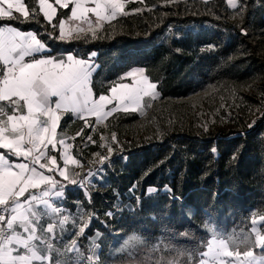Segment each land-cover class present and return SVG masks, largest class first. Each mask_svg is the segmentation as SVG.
I'll return each instance as SVG.
<instances>
[{"label":"trees","instance_id":"1","mask_svg":"<svg viewBox=\"0 0 264 264\" xmlns=\"http://www.w3.org/2000/svg\"><path fill=\"white\" fill-rule=\"evenodd\" d=\"M237 2L235 20L225 0H134L96 38L70 40L58 38L69 8H58L50 24L37 0H24L28 20L0 19L34 32L47 56L95 53L97 97L135 68L156 84L143 115L117 111L96 125L66 112L60 121L81 168L89 151L102 154L99 134L114 149L98 178L85 188L66 184L60 201L82 209L87 227L77 240L86 254L97 237L94 264H197L212 237L234 253L264 255V246L244 243L255 240L251 222L264 214V0ZM91 131L95 144L84 148Z\"/></svg>","mask_w":264,"mask_h":264},{"label":"crops","instance_id":"2","mask_svg":"<svg viewBox=\"0 0 264 264\" xmlns=\"http://www.w3.org/2000/svg\"><path fill=\"white\" fill-rule=\"evenodd\" d=\"M130 1L132 0H122L124 11L126 4ZM48 2L53 4L56 10V13L52 18L53 21L56 18L58 8L62 7L56 4L55 0H48ZM67 2L69 8L68 19H60V21H65V35L68 36V33L71 31V38L66 40L89 35V33L92 32L91 29L98 30L99 28H102L104 24L112 22L113 20L115 21V19L121 15V13H117L115 18H105L98 23L95 14L89 13L86 19L77 20L71 17V10L75 7V0H67ZM41 3L43 4L44 0H41ZM37 4H39V0H37ZM84 6L91 8L94 7L95 4L93 0H84ZM14 7L17 9L22 7L20 0H0V17L7 15ZM39 12L45 19L43 12ZM45 20L48 22L47 19ZM81 28L84 29L83 32L79 31ZM20 32L22 34L35 35L32 31ZM41 43L44 47L40 50L27 49L26 51L30 54L25 56L23 61L20 60L21 52L6 56L3 54L2 45H0V146H11V134L17 129H31L35 123L36 116L41 112L40 105L35 100L36 90L41 85L45 84L50 78L59 77L64 73L65 64L68 63L66 61L68 55L84 61L88 66L90 76L89 79L82 81L80 87L75 93L65 91L64 96L68 97L76 95L79 97L81 92L87 94L89 91H92L93 100L88 101L86 105L81 104L79 110H76L77 105L62 101L60 96L48 97L46 101L48 111L45 112V115L48 117L49 122L58 124V127L56 131V126H53L50 129H43V125H41V129L44 131V138L48 139L49 142L56 140L57 146L53 149L51 145H48L45 149V156L41 159L40 163L46 164L47 167L41 169L39 164L35 165V167L38 173L42 172L44 175L52 176V178L58 181V183L52 186L42 184L38 189L29 188L24 196L17 198L21 204V207L17 212H12L11 202H9L10 206L4 205L6 206L7 219H10L12 215L18 216V220L13 224L12 232L16 231L20 234L21 238L27 239L29 233L23 231L19 219L20 215H26L32 222V226L36 228V235L38 238L37 240L29 242L32 249L36 252L35 254H32L27 249H22V254L27 255V258L24 261H21L14 253V248L18 246L16 240H11L7 245L0 244V264H94L98 260L97 237H91L88 239V252L86 254L81 251L77 240V237L81 234H79V229L83 227L81 225L82 209L77 206L73 211H68L60 205V201L63 198L67 186L66 184L72 183L65 180L59 173V169H65L64 155L67 154L70 157L66 166V171L70 175L73 173L79 174L81 170V163L77 165L73 162L79 161L73 153L74 137L69 133L59 131V124H61L60 121L66 112L71 113L75 118L80 120L93 119V122L96 125H102L109 116L117 111H134L137 114L142 115L151 105L154 97L150 94L148 96H143L138 104L125 102L124 106L116 105L118 102L115 100L111 101L110 99L112 93L109 89L108 93L104 94L109 98L102 96L99 98V96L97 97L94 95L91 87L92 75L98 66L94 61L96 56L95 53H91L89 57L84 60L74 56L72 53L51 57L46 55L50 49L43 42ZM51 58L55 59V61H52ZM62 60L65 62L64 64L60 63ZM136 70L141 69L135 68L128 71L125 74V78L130 81L122 83L131 84L132 80L128 77V74ZM149 82L151 81L149 80ZM151 83L155 84L154 82ZM155 93H157L156 88ZM105 100L110 104L105 105L104 108L96 107V105L102 104ZM113 107L116 108L115 112L111 111ZM125 108L127 110H125ZM57 113L60 114V119H58ZM41 119H43V117H41ZM60 141H63V144H61ZM0 150L7 153L0 151V155L6 156L7 163L15 165L28 162V160L22 156H13L8 149L0 148ZM53 156L56 158L55 165L51 163V157ZM49 167L55 168L57 171H49ZM16 170L17 169L13 167V171ZM76 178L79 180L78 176H76ZM0 184H2V180H0ZM86 184L87 183L82 180L79 181L80 188L85 187ZM44 192H47L48 195L44 196ZM30 193L36 195V201L28 200ZM262 218H264V214L256 217L251 222V232L254 233L253 235L255 239L257 232L264 235V219ZM49 224L53 225V230L51 232L47 231ZM253 229H255V231H253ZM213 239L217 242L223 240L221 238L212 237L209 239L208 244ZM72 240L77 241L74 249H71ZM255 247L258 250L262 248L260 245H256ZM228 250L231 251L229 248ZM204 251H207V247ZM5 252L7 253L6 255L3 254ZM201 254L199 260L202 258L208 261V264H220V260H222L224 264H238V261L242 262L245 259L243 253L239 254L238 260L234 253L232 257L222 256L217 261H213L210 257H202ZM253 254L257 261L264 260V255L255 254L254 252ZM197 264H199V262Z\"/></svg>","mask_w":264,"mask_h":264},{"label":"snow or ice","instance_id":"3","mask_svg":"<svg viewBox=\"0 0 264 264\" xmlns=\"http://www.w3.org/2000/svg\"><path fill=\"white\" fill-rule=\"evenodd\" d=\"M95 6L94 7H85L84 0H75V7L71 10V17L73 19H86L89 13H94L97 22L104 20L105 18L113 19L117 15V13H124V4L122 0H93ZM22 7L20 9L12 8L7 15L0 17V19H13L22 17L24 20H28L30 18V13L32 10L29 9L28 5L24 3V0H20ZM55 3L60 5L62 8H68L67 0H55ZM228 3L232 7H236L235 0H228ZM39 11L43 12L45 19L48 22L52 23V18L56 13V10L53 4L49 3L48 0H44V3H41L39 0ZM135 11L139 13L141 11L140 8H136ZM20 14L19 16L16 14ZM56 25H53V29H55ZM59 27V39L66 40L71 38V31L68 33V36L65 35V21L61 20L58 24ZM91 28V26H90ZM79 31L83 32L84 29H79ZM93 38H96L95 29H91ZM0 45H2L3 54L6 56H11L16 52H21L20 60H24V57L29 55L30 53L26 51L27 49L31 50H40L44 47V45L40 42L39 39L34 34H22L19 30L14 29L12 26H3L0 27ZM52 61L55 59L51 58ZM68 62L65 64V71L59 77L50 78L45 84L38 87L35 94V100L40 105L41 112L36 116L35 123L31 127V129H17L12 132L10 139L12 140L11 146H0V148L8 149L13 156H22L26 160L27 163H18L11 164L7 163L6 156L0 155V180H2V184H0V205H8L10 206L11 202V210L12 212H17L21 207L19 200L17 199L20 196H24V194L28 191L29 188L38 189L42 184L47 185H56L58 181L54 180L52 176L44 175L42 172H37L35 165L39 164L41 169L47 167L46 164L40 163L41 159L45 156V149L48 145H51L53 149L57 146V141L54 140L49 142L48 139H45L43 129H50L53 126H56V131L58 124L49 122L48 117L45 115V112L48 111L46 106V101L49 96H60L62 101L66 103H73L77 105L76 110H79V106L81 104L86 105L88 101L92 99V91L85 94L83 92L80 93V96L76 95L64 96L65 91L76 92V90L80 87L81 83L85 79H89L90 73L88 71L87 64L79 59H75L73 56L68 55L66 58ZM60 63L64 64L65 62L62 60ZM128 77L131 78L132 83H117L110 88L112 93L111 101L115 100L118 103L116 105H125V102H131L133 104H138L140 99L143 96L153 95L155 96V88L156 85L149 82L147 76L144 75V70H136L130 72ZM109 98L106 95H100V97ZM107 104H110L105 100L102 104L96 105L97 108L103 107ZM125 110H127L125 108ZM112 112L116 111V108L113 107L111 109ZM43 117V119H41ZM58 119H60V114L57 113ZM41 125H43V129H41ZM85 126L88 125V121L85 120ZM79 135V133H78ZM89 142L95 143L93 141L92 136L87 137ZM105 137H101V140H104ZM111 141L119 143L116 134L113 132L110 137ZM63 144V141H60ZM102 147H107V155L96 153V160L102 164L104 163L109 156L113 153L114 149L111 144L109 145H101ZM215 152V149H213ZM65 169H59V173L64 177L65 180L75 183L80 181L76 178L78 173L69 174L66 171L67 163L70 157L65 154L64 157ZM77 165H79V161H73ZM51 163L55 165L56 158L51 157ZM13 167L17 169L13 171ZM49 171H57L55 168L49 167ZM89 174H91L89 172ZM150 192L155 191V189H149ZM44 196H47L48 193L44 192ZM29 201H36L37 197L34 194H29ZM30 210V209H29ZM107 215H111V213H107ZM21 227H23V231L29 233L27 239L21 238L20 234L16 231H13L11 235L4 236V229H0V243L7 245L11 242V240H16L17 247L14 248V253L17 257L20 258L21 261H24L27 258V255L22 254V249H27L32 254L36 252L30 246V241L37 240L38 236L36 235V228L32 226V222L29 220L28 216L20 215L19 216ZM66 219V218H65ZM264 219V218H262ZM18 220L17 215H12L10 219H6L4 215H0V223L6 225V229H12L14 222ZM87 227V225H85ZM85 227H81L79 229V234L85 231ZM53 230V225L49 224L47 231L51 232ZM255 231V229H253ZM77 241L72 240L71 249H74ZM245 244H251L252 247L256 245L264 246V235H261L259 232L256 233V239L254 241H249L247 238L244 241ZM67 249V250H71ZM3 254H7L6 252ZM233 252L228 250V244L224 240L216 241L213 239L207 246V251L202 252V257H210L213 261H217L220 257H232ZM237 260L239 258V252L235 253ZM243 255L245 257L244 261L239 262L238 264H264V260L257 261L254 257V254L251 250L245 249L243 251ZM39 258V257H37ZM199 264H208V261L204 259L199 260ZM220 264H224L222 260H220Z\"/></svg>","mask_w":264,"mask_h":264},{"label":"rangeland","instance_id":"4","mask_svg":"<svg viewBox=\"0 0 264 264\" xmlns=\"http://www.w3.org/2000/svg\"><path fill=\"white\" fill-rule=\"evenodd\" d=\"M133 1V0H132ZM225 2H226V5H227V7H228V9L230 10V11H232L233 12V18L235 19V20H238V17H239V15H238V11H237V9H238V7H239V5H238V2H237V0H235V3H236V7H232V6H230L229 5V3H228V0H225ZM97 30V29H96ZM95 30V31H96ZM101 30V28H99L97 31H96V34L99 32ZM89 35H91L92 36V32L91 33H89ZM74 39H76V38H74ZM129 80V79H128ZM130 81V80H129ZM128 81V82H129ZM154 98H153V101L155 100V98H157L158 97V94L156 93V95L155 96H153ZM143 115V114H142ZM91 129H93L92 127H91ZM88 136H92V139H93V136H94V133L91 131V132H89V134H87V135H85L83 138H82V141H81V144H82V146L84 147V148H86V147H88V146H92V144H95V143H92V142H89L88 141V139H87V137ZM101 137H105V139L104 140H101ZM106 137H107V135H105L104 133L102 134H99L98 135V139L100 140V142H101V145H109L108 143H107V140H106ZM93 141H94V139H93ZM119 143H116V142H114V145L115 146H117ZM100 145V146H101ZM97 146V145H96ZM96 148H98V146L96 147ZM101 148H102V154H104V155H107V147L106 146H104V147H102L101 146ZM89 154L85 157V159H84V162H83V165H84V167H82L81 168V170L80 171H82V172H84V173H86V177H84L83 179H82V181H84V182H86L87 184H90L89 183V181H90V179L92 178V177H94V178H98V170L100 169V163L96 160V153H100V152H88ZM89 172L91 173V174H89ZM85 179V180H84ZM83 188H85V187H83Z\"/></svg>","mask_w":264,"mask_h":264},{"label":"built area","instance_id":"5","mask_svg":"<svg viewBox=\"0 0 264 264\" xmlns=\"http://www.w3.org/2000/svg\"><path fill=\"white\" fill-rule=\"evenodd\" d=\"M0 215H4L6 217V219H7L6 206H0ZM0 229H4L5 230L4 231V236L5 237L8 236V235H11V233H12V229L7 230L6 229V225L3 224V223H0ZM0 244H2V243H0Z\"/></svg>","mask_w":264,"mask_h":264}]
</instances>
